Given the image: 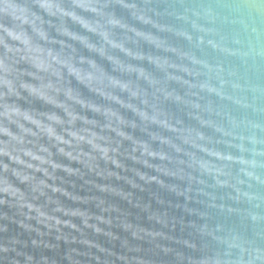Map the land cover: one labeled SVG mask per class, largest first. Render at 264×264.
<instances>
[{
    "label": "clouds",
    "instance_id": "obj_1",
    "mask_svg": "<svg viewBox=\"0 0 264 264\" xmlns=\"http://www.w3.org/2000/svg\"><path fill=\"white\" fill-rule=\"evenodd\" d=\"M36 102L48 110H36ZM125 142L131 147L122 152ZM121 159L156 175L126 169ZM73 162L80 167H70ZM108 165L182 197L183 211L197 218L182 224L188 238L173 240L177 247L154 244L151 258L127 240L121 244L124 254H118L69 239L62 228L81 229L56 213L79 217L84 228L116 239L98 227L111 226L103 213L116 209L103 207L102 200L100 216L65 208L49 193L83 204L96 198L57 186V180L63 183L57 172L83 179L86 170L143 190ZM160 176L175 183L165 184ZM92 186L130 196L110 184ZM4 207L14 209V216L0 212V221L38 237L55 231L57 241L84 244L104 256L72 248L62 257L67 264H83L81 257L95 264H157L155 250L163 264H264V0H0ZM212 214L236 222L210 223ZM121 227L133 240L171 239L129 223ZM7 232L0 223V264H58ZM56 247L31 240L33 250Z\"/></svg>",
    "mask_w": 264,
    "mask_h": 264
},
{
    "label": "water",
    "instance_id": "obj_2",
    "mask_svg": "<svg viewBox=\"0 0 264 264\" xmlns=\"http://www.w3.org/2000/svg\"><path fill=\"white\" fill-rule=\"evenodd\" d=\"M87 55V53H83ZM98 59V58H97ZM103 63L102 61H99ZM104 67L107 69L108 65L104 64ZM85 96L88 95L86 90H83ZM33 107L38 111H47L48 108L39 102L33 104ZM173 111H175L173 109ZM91 118V113L88 114ZM128 119H133L131 113H125ZM126 131L131 132V134L139 139L147 140V136L137 131H132L131 129H127ZM131 145L127 142L124 143L121 151L125 148L130 149ZM156 147V145H153ZM87 150V149H85ZM53 151H55L53 149ZM57 162L69 165V161L64 159L63 157H55ZM121 162L125 166L126 169H135L139 170L142 173H147L149 176H155L156 173L142 167L140 164L134 163L132 160L128 159H121ZM156 163V161H153ZM99 166L101 169L105 167L103 161L99 162ZM70 167L72 168H79L80 165L76 163H71ZM110 170L119 172L121 176H125L131 180H134L137 184H140L143 190L141 191L140 188H132L129 184H127L123 179L116 180L112 178L110 180H105L97 177L95 174H88L86 170L83 179L77 176H70L66 175L63 172H57V176L61 177L63 183L60 180H57V186L64 188L66 191L78 195L80 197H88V198H96L95 200L90 199L87 204L74 202L70 199L65 198L64 196L60 195L59 193L53 196L52 193H49L53 199H57L60 203L69 209H82L87 210V212L95 217L102 215L100 208L97 207V200L104 201L103 207H112L116 209V211H112L110 213H103V216L106 219H111L112 223L111 226L105 225L102 223H98L95 220H89V224L98 223V227H100L103 232H111L116 239H112L109 236L103 234H96L90 228H84L82 221L79 217H69V216H62L59 213L56 215L61 220H70L71 223L75 224L78 228L81 229V232H76L70 228L64 227L62 228V232L68 235L69 239L71 237H75L78 241L79 240H88L95 244H98L100 247L105 249H109L118 254H124V250L121 247L123 241L127 240L130 245L139 246L144 251L140 253V255H145L149 258L153 257V250L154 244H159L162 246L168 247H177V245L173 244V240H182L188 238V232L190 231L187 228L182 230V224H187L189 221H194L197 218L194 216H188L187 213L183 211L184 200L182 197L178 198L174 193L169 192L165 188H161L155 183L151 184H144L142 181H139L137 177H135L132 171H120L119 169L113 168L111 165L107 166ZM159 179L163 180L165 184L175 183L174 181L169 180L166 177L160 176ZM85 181H90L92 183H85ZM51 183V181H49ZM101 185V184H110L113 188L122 191L123 193H130L128 199H122L117 195H113L111 193L100 192L92 185ZM20 187H24L21 185ZM222 193H217V195H221ZM40 204H44V199L41 198L39 201ZM179 205V207H178ZM189 207H196L199 208L198 205L189 204ZM51 207L54 205H49L48 210L50 211ZM203 211V208H200ZM0 212L7 213L8 216H14L15 210H9L7 207L0 208ZM213 215V220L210 223H214L219 219L220 222L226 223L227 226H231L235 223V218L230 220L224 221L223 218H217L215 214ZM159 218L164 223H158L156 218ZM15 220H23L21 216H15ZM198 223L200 221H197ZM0 223H5L8 226V232L4 234L5 236H19L21 240L27 241L29 243V251H33L36 255H46L49 257H54L58 264H67L62 257L66 254L69 249L75 248L77 251L86 253L91 252L94 255H98L101 259H104V256L97 252L96 248L89 249L86 245L80 243H69L66 244L63 240L57 241L56 236L57 233L52 231L43 237H38L35 232H25L23 229L19 228L16 223H10L8 221H0ZM24 223L31 224L33 227L39 228L41 232H47L48 230L45 229L42 225H37L35 220H25ZM122 223H129L134 226L140 227L147 231L152 232H162L167 237L171 239H159L157 238L156 241L150 242L149 240H133L131 238L130 233L124 231L121 227ZM166 225V226H165ZM32 239H43L46 243L51 245H57L54 250H47V249H35L31 248V240ZM158 254L157 256V264H163V260L159 257L162 254L158 253V250H155ZM131 255H137L136 253H132ZM83 264H95L94 260H88L86 257H81ZM119 264V262H117Z\"/></svg>",
    "mask_w": 264,
    "mask_h": 264
}]
</instances>
